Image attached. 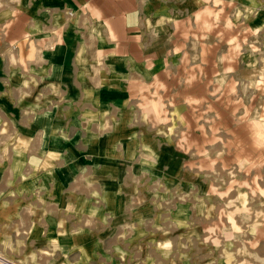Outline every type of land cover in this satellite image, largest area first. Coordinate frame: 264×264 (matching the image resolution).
Wrapping results in <instances>:
<instances>
[{
	"label": "rangeland",
	"instance_id": "374dc122",
	"mask_svg": "<svg viewBox=\"0 0 264 264\" xmlns=\"http://www.w3.org/2000/svg\"><path fill=\"white\" fill-rule=\"evenodd\" d=\"M222 1L249 18L238 29L263 56L264 0ZM261 81L244 112L257 130L241 144L171 115L145 121L118 92L57 93L49 117L2 118L0 138L16 145L3 149L2 200L19 198L20 217L0 229V264H264Z\"/></svg>",
	"mask_w": 264,
	"mask_h": 264
},
{
	"label": "crops",
	"instance_id": "0c3cea01",
	"mask_svg": "<svg viewBox=\"0 0 264 264\" xmlns=\"http://www.w3.org/2000/svg\"><path fill=\"white\" fill-rule=\"evenodd\" d=\"M226 5L222 0H0V127L4 117L19 124L25 109L33 117L37 109L49 117L47 104L57 93L69 91L66 98L72 100L87 94L86 100L94 101L103 92L115 102L118 92L125 108L145 121L171 115L187 132L203 133L209 141L219 133L241 144L257 130L244 112L258 105L253 101L258 94L251 98L250 92L258 91L264 78V55L251 54L259 45L245 47L248 32L238 26L249 18L226 15ZM258 24L256 19L251 25L252 34L261 31ZM13 146L0 138V229L20 217L19 198L2 200L3 149Z\"/></svg>",
	"mask_w": 264,
	"mask_h": 264
}]
</instances>
